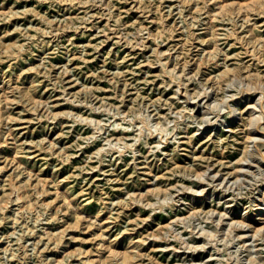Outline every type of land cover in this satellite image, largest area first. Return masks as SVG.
<instances>
[{"label":"rangeland","instance_id":"rangeland-1","mask_svg":"<svg viewBox=\"0 0 264 264\" xmlns=\"http://www.w3.org/2000/svg\"><path fill=\"white\" fill-rule=\"evenodd\" d=\"M194 1L195 0H73V3H71L70 0H0V11L3 12L4 10H2V7L6 5L16 10L10 16H1L0 46H2V43H6L7 46L15 41L24 42V51H33L31 54L32 58H28L27 55H24L22 59L18 60V63L21 62L23 65L27 66L40 63V71L38 70V72L34 74V77L39 78L40 81L36 85L37 89L39 94L41 93L46 96L52 94V97L49 99L54 100V102H50L51 109H47L46 105L42 104L34 110L32 103L27 100L11 103V114L15 118L9 120V123L17 128L16 132L19 130L18 135L20 137L23 139L26 138L28 141L33 138L37 140L46 135V133L44 135L41 133L44 130L48 131L47 136L51 138L57 136V131L62 130L64 132L56 138V144L52 150L47 147L41 148L40 145L33 142L30 150L35 149V152H42L35 158L36 162L33 163L29 159L28 165L39 170L41 164L47 162V171L53 169L63 173V176H67L66 181L71 185L69 188L70 191L78 193L81 188H84L85 191L83 192H85V194L80 196V200L84 197L91 198V201L85 205V209L88 212L94 213L96 209L102 205H108L112 201V197H114L115 202L111 206H115V209L112 210V214H117L115 211L118 207V211L121 210V213L118 220H116L117 222L112 223L111 232H117L120 228L123 229L126 226L129 228L134 226L144 233H146V229L149 231L153 229L160 233L161 236H163L161 240L155 241L149 238L148 243L144 246L145 249L147 248L150 256L149 258L142 257L144 264H166L168 260L171 262L181 261L182 259L191 260V252L182 251L178 253L164 247L167 246V244H169V246L179 245L182 240L177 238V236H173V234L182 229L181 233L184 234L186 239L195 244H201L203 239L196 237L198 233H195L196 238H193L194 236L190 233L192 227L197 225L195 230L199 228V224L205 227H215L216 221L210 222L209 220H205V218H193L190 222L191 225H188L189 222L187 224L180 222L174 225L176 231L172 232L173 229L170 228L168 236L165 238L163 231L169 229L167 223L170 217L188 208L189 203L186 200H189L191 193H180L178 190L173 189L177 200H172L169 204L156 201L157 204L155 203L153 207L150 205L138 204L136 202H130L128 204L122 202L118 204L117 201L121 198V195L126 199L129 197V194L125 193L127 184L128 188L142 185L141 182H143L144 179L138 180V174H142V176L145 177L149 176L142 172L145 170V167L137 168L136 171H133L134 163L140 164V160L142 159L139 153L143 151L147 152L149 149H152L149 152L152 161L157 160L161 165L165 161L169 163L171 161V159H168L169 155L162 152L164 150L170 151V148L178 144V142L174 140H178L180 135H185L186 129L195 130L200 127V131H202L205 127V130L213 127L214 129L212 132H215L216 128L220 127L221 122L230 114L233 106L241 105L247 100V96L257 103L261 98L264 100V95L261 93L264 88L256 74L260 72L264 75V61L257 63V61L252 62L254 59L249 60L247 63L250 62L248 66L249 70H251L249 71L251 72L250 76L242 79L234 77L228 84L225 83V92H219L217 96L220 97L223 93H226L227 99L219 106H216L215 102H212L215 97L214 90L207 86L200 87L199 80L225 68V62L229 66H240L242 72H246L245 70L248 69L243 66L245 60L249 57L244 56L245 53H242L240 56H235L234 54L239 50H244L241 44L235 43L231 45L233 36H227L225 34V32H227L226 26L233 25V22L229 19L218 18L213 21L212 24L221 27L218 29L219 32H221L218 45L222 50L218 52L216 58H210L207 62L201 64L203 67L202 74L200 73L196 78L190 80L184 78V82L181 84L177 94H174V90L178 86L175 83L176 81L169 79V77L165 75H156L160 67L152 51L153 47L160 50L166 49V52L161 56L162 59H170L169 63H171V65L178 61L177 68L179 67V63L186 57L190 60L186 71H188L191 66H195L196 68L199 56L207 57L205 50H202V48L204 46L211 48L212 41L201 44L198 38L186 40L185 35L182 34V30L184 31L182 16L185 15V18L191 20L190 11L196 8V3ZM212 1L213 0H209V2ZM199 2L197 8H201L207 4L204 3L203 0H199ZM170 3L175 5L170 7ZM157 4H160L159 8H162L161 11L165 14L170 24L175 25L176 30L173 32L175 36L171 37L165 34L154 43L153 38L157 32V22L152 21V18L156 14L154 11ZM177 4H182V14H180L181 6H176ZM82 10H85V12ZM192 13L198 12L196 10ZM73 15L78 17L73 18L74 22H72V19L69 17ZM200 17L204 20L206 19V21L208 20L207 13H202ZM252 17H254L252 22L258 20V24H260V22L263 21L259 15H253ZM120 20H122L124 24H120ZM234 21L238 22L235 26H251L248 22L242 25L243 16H235ZM197 24L193 26L195 32L197 34L200 32L199 34L205 36L206 28L204 27L206 24ZM140 25H142L143 29L139 34H135L133 31ZM41 28H47V30L41 31ZM260 29H262L260 33H263L264 26ZM84 30L89 36H81ZM238 30L240 32L243 31V33H240L242 35L245 33V28L243 29L240 27ZM106 35H108V37ZM207 35L209 36V34ZM43 39L50 40V44L45 50L40 51L35 44L38 45ZM71 41H73L72 44L70 43ZM96 42L100 43L98 47L94 45ZM69 47L70 52H78L77 57H74L72 60L69 59L72 56H68L70 52H67ZM257 47L260 49L261 58L264 57V45L259 44ZM167 48L169 49L167 50ZM108 51H110V53H108ZM225 52L228 53L227 58H225ZM176 54H179L178 57ZM117 55H125V58L121 56L117 60L118 66L114 64ZM41 56H43V59H41ZM216 59L219 62L218 66H215L214 63ZM104 60H106V62H104ZM150 61L153 63L151 64ZM18 63L16 67H19ZM65 65L68 66V70H65ZM9 71L10 70H7L6 73ZM28 75H30L29 70L23 71L19 81L24 82V80L28 79ZM113 77L119 80V86L115 87L114 79H112ZM82 82L92 87L91 91L87 93L80 92L78 95L72 94L70 85H73V87L75 85H80L78 87L81 88ZM124 82H127V85L125 86L126 92L123 96L121 94V88L124 87ZM20 86H24V83H20ZM186 86H188L191 91L199 89L202 92L198 97H190L189 101L191 102L185 101L183 104H187L188 108L178 113L176 110L183 107L181 105L182 102L179 101L187 98L184 96ZM64 87L66 88L65 92L61 91ZM205 91H208L209 95H206ZM14 94L18 98H21L20 91ZM171 95L175 96L170 97L166 102V98ZM158 96L161 97L160 99L158 98L160 100L158 102L162 103V105L159 106L157 104L159 107H156L150 102ZM67 97L71 99H67ZM83 99L87 101L80 103L77 101ZM171 101L172 106H170ZM53 103H56V105L52 106ZM102 103L105 104V107H109V103H114V105L119 106L120 110L125 111V114L120 113L114 115L117 111V108L114 107L106 110L102 108L97 110L91 109L90 104L99 106ZM199 103L201 105L205 103V109L209 111L206 116H208L211 121L200 123L198 119L192 116L193 114L197 115L202 110L203 107L197 110L199 108ZM194 106V111H190V107ZM171 107H173V112L171 111ZM53 108L55 110H52ZM159 109L161 113L168 114L167 120H165V118L162 120V122L165 121L169 128L168 134L164 132L163 139L157 131L150 133V130L145 128L142 139L137 141L135 145L137 149H140V151H137L136 156H133V148L126 147L124 154L119 158V152L113 149L111 150L108 145H105L108 150L105 155H110L106 156L103 164L98 161L100 160L98 156H94L89 160L88 155L103 145L104 137L113 132V127L116 126L118 122L123 125H130L131 131L128 132V134L130 137H134L142 125L141 120L143 118L155 124L160 113L158 112ZM8 111L7 108L6 114ZM53 111L59 113L56 114L55 118H53ZM81 113L84 114V116L90 115L98 119L102 118V122L94 128V126L87 123L86 120L76 118L77 114ZM41 114H43V116L40 119L39 117L36 118ZM139 114H141L142 117L139 116ZM256 114L264 115V108L261 107L260 103H258ZM123 115H126L125 119H122V117H124ZM216 121H218V123L213 125ZM21 125H27V127L25 129L19 128ZM176 125L177 127H175ZM152 129H154V126ZM93 130L95 131V136L87 138L91 136ZM222 131L221 129L220 132L222 133ZM120 134V132H116L113 136H119ZM263 134L264 132L257 136L263 137L261 138L262 140L258 141V144L264 151ZM166 137L168 139H166ZM146 140L149 142L148 144L144 143ZM12 141L13 140L9 139L5 150L0 153V162L4 159L2 155L8 154L12 150ZM126 141L132 142L133 138H129ZM158 142L161 143L160 146H158ZM41 143L43 147L48 145L47 139ZM30 145L31 144H27V146ZM27 148L28 147L23 151L33 152L28 151ZM39 148L42 150H38ZM64 149L73 155L71 156L70 162H68V160L64 162L61 161L64 159L62 157H65L63 153ZM183 150L184 149L180 147L179 153ZM214 150H224L225 153L230 155L236 152L234 146L224 148L220 146L215 147L213 151ZM53 151L55 152L52 153ZM111 157L112 160H109ZM189 159L190 157L185 158L181 154H177L173 161L175 160L179 165H183L186 160ZM24 161H27V159H24ZM205 163L206 162H203L202 164ZM92 165H98L96 170L90 167ZM15 166L16 165H13L11 162L8 163L6 166L7 172L15 174L17 172ZM126 166L127 168L123 169ZM199 166H201V164ZM114 167H116V170L111 172ZM224 168L225 169H223L221 173L226 170V167ZM246 168L249 167L246 166ZM255 168L256 167L253 169L255 170ZM25 175L26 172L24 171L19 177L21 178ZM257 175L260 176L259 173H257ZM183 176V172L177 171L171 174L168 180L165 181H172L174 183L183 182V184L190 185L195 189L197 188V184H194L192 180L185 179ZM249 176L250 175L247 176L249 178L248 181L251 178V176ZM34 177L35 176L30 179ZM109 177H112L110 181L107 180ZM115 177H120V179H113ZM0 179H3V177H0ZM221 179L222 178L215 182ZM124 180L127 181L126 184L122 182ZM152 181H155V179ZM248 181L241 184L240 190L242 193L239 197L242 198L237 197L242 202L240 205L241 208H243V205H248L249 208L255 206L252 203L258 195L257 189L254 188L256 184H253V182H256V178L250 182ZM257 183H260V180ZM50 185L54 184L50 183ZM114 185L120 186L121 188L115 189ZM261 186L264 187V184ZM212 189L213 186L207 185L206 192H210L211 195ZM218 192L217 190L216 193ZM54 193L55 187L49 186L48 192L42 195L41 199L58 200L60 197L55 198ZM118 195H120V197H118ZM213 197L215 196L207 197L206 200L209 205L213 203V206L217 207V204L215 205L214 203L218 199L211 201ZM223 200L224 199H222V202ZM59 203H61V207L66 209L67 205L65 202L60 201ZM12 206L15 208L18 207V204H12ZM11 208L7 210L6 214L0 212V215L4 216V219L1 220L0 218V259L5 255V247L8 248L7 253L9 254V258L6 260L5 264H55V258L57 256H63L64 251H69L70 255L65 256L63 264H79V260L85 257L83 253H79V248L86 250L87 253H91L94 251L97 252L98 250L95 249H97V246H101L99 245L101 236L94 233L95 225L86 228L88 219L83 217L79 218L71 209L67 211L66 215L60 210L53 220L47 218L52 214V208L41 207L42 214L37 220L35 218L37 215L36 210L31 211L30 209H26L19 214H14ZM218 208H221V206ZM106 209L108 210L109 207ZM217 217L218 215L214 216V218ZM62 223L64 224L62 225ZM135 223H138V225ZM72 224H74V226H72ZM59 225L61 226L60 229L62 228L61 231H64L65 234L61 242L56 241L52 243L49 241V243H46L48 239L46 238L47 235H44L43 226H48L50 231H57L55 236L58 237V231L60 232V230L57 227H59ZM223 228L224 227H222V229ZM222 229H220L219 236L226 233ZM32 230H34V232H32ZM236 231H238V234L245 232L243 230ZM73 234L74 237H72ZM40 235H43L42 240L37 242ZM243 239H249L251 241L248 237H235L229 239L227 244H223L224 241L218 240L216 247L219 249L212 246V242H207L205 250L197 252L196 256H194L196 257L194 260H205L213 252V257H215V259L210 260L212 264H247V250L240 245L243 243ZM257 247H261V250H263L262 255H264V242H261ZM13 250L17 253L16 256H12L11 252ZM218 257L219 259H217Z\"/></svg>","mask_w":264,"mask_h":264},{"label":"bare ground","instance_id":"bare-ground-1","mask_svg":"<svg viewBox=\"0 0 264 264\" xmlns=\"http://www.w3.org/2000/svg\"><path fill=\"white\" fill-rule=\"evenodd\" d=\"M203 1L207 4H205L201 8H197L200 3L199 0L194 1L196 3V8L193 11H190L191 20L185 18V15L182 16V21L184 22V31L182 30V34L185 35L186 40H189L191 38H198L201 44H206L208 41H212L211 48H208L207 46H204L202 48V50H205L207 57L199 56L196 68L195 66H191V68L186 71L187 65L190 61L186 57H184V60L179 63V67L177 68L178 61L175 64L171 65V63H169L170 59H162L161 56L166 52V49L160 50L156 47H153L152 50L160 67L159 72L156 75H165L168 76L169 79L176 81L175 83L178 86L177 88H175L174 94H177L179 92L181 84L184 82V78L188 80L196 78V76L203 71V67L201 66V64L207 62L210 58H216L218 52L222 50V48L218 45V41L220 39L219 35L221 33L218 29L221 27L215 26L216 24H212L213 21L218 18L229 19L233 22L232 26H226L227 32H225V34L227 36H233L231 45L240 43L242 48L244 49L243 51L239 50L235 52V56H240L242 55V53H245L244 56L249 57L247 60H245L243 67L247 69L250 64V62H247L252 59H254L252 62L257 61V63L264 61V57L261 58L260 49L257 47V45L259 44L264 45V32L260 33V31L262 30L260 28L264 26V0H213V3L209 2V0ZM70 2L73 3V0H70ZM173 5L172 3L169 4L170 7H172ZM179 5L181 6L180 14H182L183 7L182 4ZM179 5L177 4L176 6ZM159 6L160 4L156 5V9L154 11L156 14L152 18V21L157 22V32L155 33V36L153 38L154 43L165 34L171 37L175 36L173 32L176 30L175 25L170 24L165 14L161 11L162 8L160 9ZM10 7L11 6L8 5L2 7V10L4 11H0L2 12L0 13V19L1 16L4 15V17H7L12 15L13 12L16 11ZM196 10L198 13H192ZM82 11L85 12V10ZM202 13H207V21L206 19L204 20L200 17ZM238 15L243 16L242 25L248 22V24H251V26H235L238 22L234 21V17ZM253 15H259L262 18L261 20L263 21L260 22V24H258V20L252 22V19L254 18L252 17ZM69 17L72 19V22H74L73 18H78L74 15ZM197 23L206 24V26L204 27L206 28L205 36L199 34L200 32H198L199 35L195 32L193 26H196ZM120 24H124L122 20H120ZM240 27H242L243 29L245 28V33L243 35L240 34L243 33V31L240 32L238 30ZM142 29L143 27L142 25H140L136 27L133 32L135 34H139ZM40 30L45 31L47 30V28H41ZM207 34H209V36ZM81 36L86 37L89 35L84 30L82 31ZM106 36L108 37V35ZM70 43L72 44L73 41H71ZM49 44L50 40L43 39L39 42L38 45L35 44V46H37L40 51H43L46 47L49 46ZM99 44L100 43L96 42L94 45L98 47ZM24 48L25 43L21 41L12 42L7 46L6 43H2V46H0V153L5 150V147L8 144V140H13L12 150L8 154H3L2 157H4V159L2 160V162H0V177H3V179H0V212L2 214H6L7 210L11 207V210H13L14 214H19L26 209H30L31 211L36 210L37 215L35 218L38 220L42 214L41 207H49L52 208V214L47 218L54 220L60 210L64 213V215H66L67 211L71 209L75 214L79 216V218L83 217L88 219L86 228L95 225L94 233L101 236V241L99 242V245L101 246H97V249H95L98 250L97 252L94 251L91 253H87L86 250L79 248V253H83L85 256L84 259L79 260V264H144L142 257H150L147 248L145 249L144 246L148 243L149 238L155 241L161 240V237L163 236H161L160 233L156 232L153 229H151L150 231L146 229V233H144L139 231V229L135 228L134 226H132V228L126 226L123 229L120 228V230L117 232H111L112 223L117 222L116 220H118L121 213V210L118 211V207L115 211L117 214H112V210L115 209V206H111L115 202L114 197H112L113 199L108 205H102L101 207L97 208L94 213L88 212L85 209V205L91 201V198L84 197L82 200H80V196L85 194V192H83L85 191L84 188H81L78 193L70 191L69 188L71 187V185L68 181H66L67 176H63V173L55 171L53 169L47 171V162L41 164L39 170H37L33 166L32 168L28 165L29 159L33 163L36 162L35 158L39 156L40 152H42H35V149V151L33 149L30 150L33 142H36L38 145H40L41 148L47 147L51 148L50 150H52V148L56 144V138L62 135L64 132L62 130L57 131V136L51 138L47 136L48 131L44 130L41 133H43V135L46 133V135L40 137L37 140L33 138L29 139L30 141H28L26 138L23 139L22 137H20L18 135L19 130L16 132L17 128L9 123V120L15 118L11 114V103L27 100L32 103L33 109L36 110L42 104L46 105L47 109H51L50 102H54L53 99H49L50 97H52V94H49L47 96L42 95L41 93L39 94V91L37 89L36 85L40 81L39 78L34 77V74L38 72L40 63L31 66L23 65L21 62L18 63V60L22 59L24 55H27L28 58H32L31 54L33 53V51L30 50L25 52ZM168 49L169 48H167V50ZM67 52H70V47L67 49ZM77 53V51H71L68 56L72 57H70L69 59L72 60L74 57H77ZM108 53H110V51H108ZM176 55L178 57L179 54ZM121 56L122 55H117L115 57V65H117V60ZM227 56L228 53L225 52V58H227ZM122 57L125 58V55ZM41 59H43V56H41ZM104 62H106V60H104ZM17 63L19 64V67H16ZM150 63L152 64L153 62L150 61ZM214 63L215 66H218L219 64L217 59L214 61ZM224 65L225 68L219 70L217 73L199 80L201 88L207 86L214 90L215 97L212 102H215L216 106H219L227 99L226 93H223L220 97L217 96L219 92H225V83L228 84L234 77H239L242 79L251 75V72H249L251 70H249V68L245 70L246 72H242L240 66H229L226 62L224 63ZM65 68V70H68V66L65 65ZM7 70L10 71L6 73ZM25 70H29L30 75H28V79L24 80V82H20V77L23 71L25 72ZM256 74L258 75L259 81L264 88V75L260 72H257ZM112 79H114L115 87L119 86V80H116V78L114 77ZM20 83H24V86H20ZM126 85L127 82H124V87L121 88V94L123 96L126 92ZM78 86L75 85L73 87V85H70V91H72V94L78 95V93L80 92L87 93L92 89V87H89L83 82L81 88H79ZM65 89L66 88L64 87V89L61 91L65 92ZM18 91H20L21 93V98H18L14 94ZM201 92L202 91H200L199 89L191 91L189 87L186 86L184 96L187 98L183 100H180L179 98V102H182L181 105L183 107H181V109H177L176 112L180 113L181 110L188 108L187 104L183 103L185 101L191 102L189 101V98L198 97L200 96ZM205 93L206 95H209L208 91H205ZM261 93L264 95V89L261 91ZM174 96L175 95H171L166 98V102L170 97ZM158 98L160 99L161 97L158 96L152 99L150 103L154 104L156 107H159L160 105H162V103L158 102L160 101ZM67 99L71 98L67 97ZM85 99L77 101H79V103L86 102L87 100ZM258 103H260L261 107L264 108V100L262 98ZM258 103L247 96V100L241 105L233 106L230 114H228L227 118L221 122L220 127H217L215 132H212L214 129L213 127L207 130H205V127V129L202 131H200V127L195 130L186 129L185 135H180V138L178 140H174L175 142H178V144L170 148V151L164 150L162 152L169 155L168 159H171L169 163L165 161L161 165L157 162V160L152 161L149 155V152L152 149H149L147 152L143 151L139 153V156H142V159L140 160V164L136 162L134 163L133 171H136L137 168L145 167V170L142 172L149 176L145 177L142 176V174H138V180L144 179V181L141 182L142 185L139 187L135 186L133 188H128L127 184V190L125 193L129 194V197L128 199H126L123 195H121V198H119L117 201L118 204L122 202H126L127 204L130 202H136L138 204H145L153 207L156 201H162L164 202V204H169L170 201L177 200L173 189L178 190L180 193H191L189 200H186L189 203L188 208L182 210L181 212H177L175 213V215H172L170 217V220L167 223L169 229L163 231V233L165 234V238L168 236L170 228L173 229L172 232L176 231L174 225L177 223L183 222L187 224L189 222L188 225H191L190 222L193 218H205V220H209L210 222L216 221L215 227H205L201 224L198 225L199 228L197 230H195L197 225L192 227V231H190V233L192 234V236H194L193 238L200 237L201 239H203V242L201 244H195L194 242H190V240L186 239V237H184V234L181 233L183 229L181 231H176L173 236H177V238L181 239V243L177 246H169V244H167V246H165L164 248L168 250H174L178 253L182 251L191 252L192 259H182L181 261L176 262H171L170 260H168L166 264H212L210 260L215 259V257H213V252L207 257V259L201 261H195L194 258L196 257L194 256H196L197 252L205 250V247H207V242H212V246L217 248L216 243L218 242V240H222L224 241L223 244H227L229 242V239H233L235 237H248L251 239V241L249 239H243V243L240 244L245 248V250H247V264H264V255H262L263 250H261V247H257L261 242H264V187L261 186L264 184V151L259 147L258 144V141L262 140L261 138L263 137L257 136L258 134L264 132V115L256 114ZM157 104L159 106H157ZM55 105L56 103H53L52 106ZM90 106L91 109L96 110L100 108L106 110L114 107L117 108V111L114 115L120 113L125 114V111L120 110L119 106L114 105V103H109V107H105V104L103 103L99 106H94L93 104H90ZM170 106H172V101L170 102ZM205 107V103L203 105L199 103V108L197 110H200L201 108L202 110L197 115H192L193 117H195V119H198L200 123H204V121H211V119L206 116L209 111L206 110ZM7 108L9 111L6 114ZM194 109L195 106L190 107V111H194ZM52 110L55 109L53 108ZM171 111H174L173 107H171ZM53 112V118H55L56 114L59 113L56 111ZM158 112H160V109L158 110ZM42 116L43 114H41L40 116L38 115L36 118L39 117L40 119ZM123 116L124 117H122V119H125L126 115ZM139 116H141V114H139ZM76 118L80 120H86V122L90 123V125H93L94 128H96L102 122V118L98 119L97 117L90 115L84 116V114L82 113L77 114ZM163 118L167 120L168 114L160 112L157 120L155 121V124H152L149 120L146 121L143 118L141 120L142 125L140 126L139 131L136 132L134 137H130L128 134V132L131 131L130 125H123L118 122L117 125L113 127V132L104 137L103 145H101L99 149L92 151L90 155H88L89 160L94 156H98L100 158V160L98 161L103 164L106 156L110 155H105L108 152L105 145H108L111 150L113 149L119 152V158H121V155L124 154L126 147L133 148V156H136L137 151H140V149H137V146L135 145L137 144V141L142 139L145 128L149 129L150 133L157 131V133L161 135L162 139L164 137V132L168 134L169 128L165 121L162 122ZM217 123L218 121L213 123V125ZM153 126L154 129H152ZM26 127L27 125H21V127L19 128L25 129ZM175 127H177V125ZM221 129L223 130L222 133L220 132ZM116 132H120L121 134L119 136H113V134ZM94 136L95 131L93 130L91 136L87 138H91ZM129 138H133V141L127 142L126 140ZM45 139H47L48 145L43 147V145H41V142ZM166 139L168 138L166 137ZM144 143L148 144L149 142L146 140L144 141ZM27 144L31 145L27 146ZM160 144L161 143L158 142V146H160ZM220 146H222V148L234 146L236 152L235 154L230 155L228 153H225L224 150L213 151L215 147ZM26 147H28V151L33 152L23 151ZM180 147L181 149H184L181 153H179ZM38 150L42 149L39 148ZM54 152L55 151H53L52 153ZM63 153L65 157H62L64 159H62L61 161L64 162L68 160V162H70L71 156L73 155L70 152L65 151V149ZM177 154H181L185 158L190 157V159L186 160L183 165H179L175 160L173 161ZM24 159H27V161H24ZM109 160H112V157ZM10 162L13 163V165H16L15 167L17 168V172L15 174L7 172L6 170V166ZM203 162L206 163L202 164ZM200 164L201 166H199ZM246 166H248L249 168H246ZM90 167L96 170L98 165H92ZM224 167H226V170L221 173V171L225 169ZM254 167H256L257 170L256 168L254 170ZM126 168L127 166L123 169ZM114 170H116V167H114L111 172H113ZM24 171L26 172V175L20 178L19 175ZM177 171L183 172V177L185 179L192 180L194 184L198 185L197 188L195 189L190 185L183 184V182L174 183L172 181H165L168 180L171 174H174ZM257 173H259L260 176H258ZM248 175L251 176L249 181V178L247 177ZM33 176L35 177L33 179H30ZM220 178L222 179L218 182H215ZM255 178L256 182H253V184H256L254 188L257 189L258 193V195L253 200L254 202L252 203L255 206H252L251 204L252 207L249 208L248 205H243V208H241L240 205L242 204V202L240 201V199H238L242 198L239 197V195L242 193L240 190L241 184L243 182L245 183V181L250 182ZM111 179L112 177L107 178V180L109 181ZM113 179L119 180L120 177H115ZM153 179H155V181H152ZM125 180L122 182L126 184L127 181ZM259 180L260 183H257ZM50 183H53L54 185H50ZM207 185L213 186L211 195L210 192H206ZM49 186L55 187V198L60 197L58 200H47L45 198L41 199V196L48 192ZM114 188L119 189L121 187L115 186ZM217 190L219 191L218 193H216ZM206 195L207 197L215 196L213 197V199H211V201L214 199H218L214 203L215 205L217 204V207H214L213 203L209 205L208 201L206 200ZM118 197H120V195H118ZM222 199H224L223 202ZM60 201L66 203V209L61 207V203H59ZM12 204H18V207L13 208ZM219 206H221V208H218ZM107 207H109L108 210L106 209ZM216 215H218V217L214 218V216ZM0 218L2 220L4 219V216L0 215ZM63 224L64 223H62V225ZM135 224L138 225V223ZM72 226H74V224H72ZM43 227L44 235H47L46 238L48 239L46 243H49V241H51L52 243L56 241L61 242V240L65 236L64 231H61L62 228L60 229V225L59 227H57L61 232L60 233L58 231V237L55 236L57 231H50V228L48 226ZM222 227L224 228L222 229ZM220 229L224 230L226 233L219 236L218 234L220 232ZM236 230H243L245 232L238 234V231ZM32 232H34V230H32ZM195 233H198V236H196ZM42 236L43 235H40V238L37 240V242H40L42 240ZM72 237H74V234L72 235ZM4 251L5 255L1 257L0 264H5L6 260L9 258V254L7 253L8 248L5 247ZM11 254L12 256L17 255L14 250L11 252ZM69 255V251H64L63 256H57L55 258V264H63L65 256ZM217 259H219V257Z\"/></svg>","mask_w":264,"mask_h":264}]
</instances>
